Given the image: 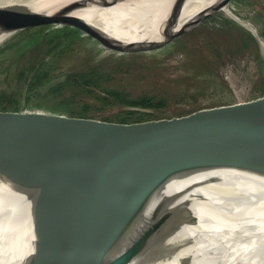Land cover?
Here are the masks:
<instances>
[{
	"label": "water",
	"instance_id": "95a60500",
	"mask_svg": "<svg viewBox=\"0 0 264 264\" xmlns=\"http://www.w3.org/2000/svg\"><path fill=\"white\" fill-rule=\"evenodd\" d=\"M1 1L0 32L68 25L122 53L157 49L222 13L255 38L264 59L259 30L243 19L253 25L250 30L227 9L234 0L201 4L180 25L178 13L185 0H174L167 26L134 40L71 13L93 0L62 8H38L33 0ZM107 4L99 7L116 3ZM37 111H0V190L19 204L26 195L34 205L31 195L39 193L44 181L54 180L63 197L35 208L36 221L27 236L8 239L7 244L0 240L1 260L10 252L20 253L10 264H129L170 219L192 203L209 201L204 192L189 193L219 181L208 177L179 189L178 183L212 171L264 179V95L155 122L119 123Z\"/></svg>",
	"mask_w": 264,
	"mask_h": 264
},
{
	"label": "bare ground",
	"instance_id": "6f19581e",
	"mask_svg": "<svg viewBox=\"0 0 264 264\" xmlns=\"http://www.w3.org/2000/svg\"><path fill=\"white\" fill-rule=\"evenodd\" d=\"M73 1L79 0H33L32 4L38 8H62ZM210 1L185 0L178 13L177 25L194 16L201 4H209ZM173 2L174 0H93L85 7H74L71 13L98 23L104 30L119 38L134 40L166 27L169 17L174 13L171 14ZM4 3L5 1L0 0V4ZM104 3L114 5L99 7L104 6ZM240 22L250 30L253 29L249 21ZM15 33L17 31L14 30L0 32V45ZM208 177L219 181L216 182L218 184L195 189L189 195L204 192L210 196L209 201L198 205L192 203L187 210L170 219L146 242L140 255L129 264H178V260L182 262V258L190 256L194 259L193 264H264V179L235 171H212L205 176L185 179L175 188L179 189ZM209 191H215L218 195H212ZM57 195L63 197L62 187L54 180L44 181L39 193L31 195L34 197V205L28 202L26 195L21 196L19 204L16 199L7 197L0 190V240L4 239L3 243L7 244L8 239L25 237L31 233L32 224L36 221L35 208L45 207ZM43 196H46L45 200L39 201ZM185 198L189 200L191 196ZM19 255L18 250L10 252L7 259H0V264H10ZM172 258L174 259L171 260Z\"/></svg>",
	"mask_w": 264,
	"mask_h": 264
},
{
	"label": "rangeland",
	"instance_id": "374dc122",
	"mask_svg": "<svg viewBox=\"0 0 264 264\" xmlns=\"http://www.w3.org/2000/svg\"><path fill=\"white\" fill-rule=\"evenodd\" d=\"M218 16H221V18L227 17L225 14L219 13L213 19L204 20L197 28L183 34L179 39H174L167 45L149 51L117 52L103 46L93 38H87L77 47L75 46L77 50L75 48L67 50L64 55L56 58L52 63L53 67L50 75L57 77L64 71H79L92 64L97 65V63H101L108 68L119 65L120 71L114 74L115 78L107 84L124 88L132 95L151 93L158 94L159 97L166 99L164 108L152 111L151 114L138 122L163 121L174 117L181 118L212 108L232 106L260 97L261 94L255 91L258 84L256 51L261 57L263 56L259 44L257 43L258 49L254 50L253 54L244 49L243 53H237L232 57L230 53L226 55L224 52L222 55L217 56L203 44V34L196 32L197 29L202 27L215 32L219 27L220 17ZM245 16L249 17L247 14ZM245 16L242 15L240 18L247 20ZM43 26L47 25H37L29 28H31V31H35ZM25 30L22 29V32L15 33L0 45V51H2L0 52V91H14V96L21 103L25 101V97L15 85L16 77L6 78L5 74L8 70L15 71L27 60H36L37 55H40V58L43 55L42 51L46 50L45 47H41L40 50L31 55L24 49H19L22 45L17 44L10 48V45L18 41ZM208 36L209 33L206 37ZM213 37L217 38L224 46L230 47L232 45L231 42L224 41L225 37L222 34H215ZM220 50L222 49L220 48ZM75 92L73 89L70 90L69 87L59 88L54 93L55 97L53 98L55 100L53 98L34 99L30 101L31 104L25 109H36L37 112L54 110L56 107L54 109L51 107L54 103L57 105L61 98L68 97ZM74 99L85 102V100L90 101L91 97L80 91L74 95ZM34 103L39 104L34 106ZM78 104V102H75L69 107L76 109ZM95 104L100 106L98 103ZM120 109V107H107L90 112L89 115L92 116V119L107 121L106 118L109 122H116L121 118L118 113ZM58 113L69 115L66 112L59 111ZM161 243L157 246V249ZM199 245L201 246L200 243ZM206 252L209 254L208 251ZM194 253L197 254V252ZM193 260L190 256L186 264H193Z\"/></svg>",
	"mask_w": 264,
	"mask_h": 264
},
{
	"label": "trees",
	"instance_id": "16d2710c",
	"mask_svg": "<svg viewBox=\"0 0 264 264\" xmlns=\"http://www.w3.org/2000/svg\"><path fill=\"white\" fill-rule=\"evenodd\" d=\"M241 6L251 7L258 5V0H234ZM218 15V14H217ZM214 17V16H213ZM210 17L208 19H213ZM219 27L215 32L207 30L208 28L197 29L196 32L203 34L202 42L210 50L217 54L226 55L230 53L231 57L237 53H243L244 49L248 50L250 54L258 49L257 41L255 38L244 28L233 22L227 17L220 16L218 21ZM235 30V31H233ZM209 33V36H207ZM222 34L225 38L224 41L231 42V46L223 45L218 39L213 36ZM181 37V36H180ZM210 37V38H209ZM87 38H92L83 30L68 26V25H47L35 31L27 28L18 41L10 45V48L17 44L22 45L19 49H24L31 55L35 54L41 47H45L43 55L39 58L37 55L36 60H27L23 65L17 67L15 71H7L5 77H16L15 85L22 92L25 101L21 103L16 99L14 91L1 90L0 91V111H17L21 108L28 107L32 100L49 99L53 98L54 93L60 88L69 87L75 93L68 97L61 98L57 105L54 103L51 110L52 113L66 112L69 116L92 118L89 115L98 109L107 107H120L118 111L121 118L116 121L119 123H129L142 121L144 117L151 114L154 110L162 109L166 106V99L159 97L158 94L144 93L141 95H132L124 88L116 85L111 86L107 82L115 78L114 74L120 71L119 65H114L113 68L103 66L101 63L92 64L91 66L84 67L79 71L68 70L64 71L59 76L53 77L50 75L52 71V63L56 58L64 55L65 51L74 49L78 44L85 41ZM176 39H179L176 38ZM220 48L222 50H220ZM76 49V48H75ZM77 50V49H76ZM5 51V50H4ZM3 51V52H4ZM243 51V52H242ZM2 52V51H0ZM38 57V58H37ZM48 57V59H46ZM256 64L258 67V84L255 91H258L261 96L264 95V65L262 57L256 51ZM12 89V87H11ZM82 92L91 97L90 101L82 100L76 101L74 95ZM54 99V98H53ZM55 100V99H54ZM78 102L76 109H71L69 106L72 103ZM95 103L100 104V106ZM39 103H34L38 106ZM58 111V112H57ZM108 121V119L105 118Z\"/></svg>",
	"mask_w": 264,
	"mask_h": 264
},
{
	"label": "crops",
	"instance_id": "0c3cea01",
	"mask_svg": "<svg viewBox=\"0 0 264 264\" xmlns=\"http://www.w3.org/2000/svg\"><path fill=\"white\" fill-rule=\"evenodd\" d=\"M258 2H259L258 5H254V6H251V7H248V8L245 7V6L239 5L235 1H234V4L237 7V13L240 16H242V15L245 16V14H247L249 17L245 16V18L247 20L251 21V23H253L254 26H256V28L259 30L260 36L262 38H264L263 37L264 36L263 35V32H264V0H258ZM248 9H250V11L252 10L254 12V14H252L249 11H247ZM244 12H245V14H244ZM259 23H260V25H259ZM261 31H263V32H261ZM262 61H263V65H264L263 57H262Z\"/></svg>",
	"mask_w": 264,
	"mask_h": 264
},
{
	"label": "built area",
	"instance_id": "2783aa9c",
	"mask_svg": "<svg viewBox=\"0 0 264 264\" xmlns=\"http://www.w3.org/2000/svg\"><path fill=\"white\" fill-rule=\"evenodd\" d=\"M230 12H234L238 17H241L238 13H237V7L234 3H230L228 5V8H227Z\"/></svg>",
	"mask_w": 264,
	"mask_h": 264
},
{
	"label": "flooded vegetation",
	"instance_id": "af4514ba",
	"mask_svg": "<svg viewBox=\"0 0 264 264\" xmlns=\"http://www.w3.org/2000/svg\"><path fill=\"white\" fill-rule=\"evenodd\" d=\"M215 16H216V15H215ZM218 17H220V16H218ZM6 41H7V40H6ZM6 41H4L3 43H5ZM3 43H2V44H3Z\"/></svg>",
	"mask_w": 264,
	"mask_h": 264
}]
</instances>
